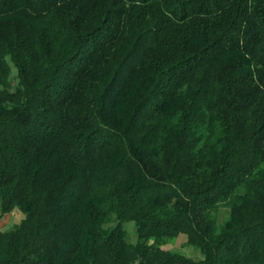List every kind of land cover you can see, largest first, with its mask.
<instances>
[{"label":"trees","instance_id":"16d2710c","mask_svg":"<svg viewBox=\"0 0 264 264\" xmlns=\"http://www.w3.org/2000/svg\"><path fill=\"white\" fill-rule=\"evenodd\" d=\"M13 211L0 264H264V0H0Z\"/></svg>","mask_w":264,"mask_h":264},{"label":"rangeland","instance_id":"374dc122","mask_svg":"<svg viewBox=\"0 0 264 264\" xmlns=\"http://www.w3.org/2000/svg\"><path fill=\"white\" fill-rule=\"evenodd\" d=\"M11 66L13 73H16L15 66L12 63ZM228 211V208H222L220 211L219 218L223 219L228 214ZM23 217L24 214L21 211H13L11 213H8L5 216L0 217V227L3 229H8L14 226L15 224L19 223ZM124 226H126L125 228L127 230L129 240L133 242L138 240L135 223L127 222V224L125 223ZM185 237V235L181 234L180 236H177L175 238L168 239L164 244V247L168 249L182 251L183 253L193 257L201 255L199 249L186 243Z\"/></svg>","mask_w":264,"mask_h":264}]
</instances>
